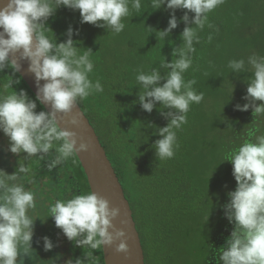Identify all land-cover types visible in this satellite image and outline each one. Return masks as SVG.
<instances>
[{
	"label": "trees",
	"instance_id": "1",
	"mask_svg": "<svg viewBox=\"0 0 264 264\" xmlns=\"http://www.w3.org/2000/svg\"><path fill=\"white\" fill-rule=\"evenodd\" d=\"M129 7V15L122 18L125 28L119 34L81 23L79 10L64 6L47 21L54 32L48 30L45 34L55 33L57 42H64L72 27L79 32L73 36L79 41L78 51L82 54L87 48L93 50L90 59L94 69L89 77L93 82L100 80L104 91L79 104L96 129L130 201L146 264H217L218 249L225 246L234 227L225 217L223 206L229 201L227 193L237 186L233 165L224 160L246 138L250 127L247 124L254 119L251 109H236L237 104L248 102L243 97L252 70L246 63L247 73L237 75L231 73L228 62L241 58L247 61L253 53L264 56V0H225L208 13V24L198 30L200 43L195 45L193 64L184 74L185 80L197 81L193 87L204 93V99L190 106L187 123L175 129L179 147L173 158L165 160L157 157L153 145L162 138L157 129L170 121L161 114L159 102L151 113L142 108L139 94L144 90L136 76L141 70L148 73L159 67L165 57L168 62L175 59L173 49L183 43L181 33L187 25L181 21L170 36L158 38L156 32L168 27L172 10L166 5L156 10L152 0H141L140 11ZM186 11L175 10L177 19ZM189 15L191 18L195 14ZM161 73L165 75L166 71L161 69ZM5 85L12 86L5 89ZM21 89L35 99L19 72L6 67L0 73V93ZM40 111L47 110L37 101L36 112ZM3 135L0 131V169L11 174L16 171L20 156L11 161L12 154L2 148L5 142L9 144ZM49 162L50 159L40 161L35 157L29 161V179L33 181L30 187L36 186L42 203L68 198L72 192L91 191L78 156L51 172L47 168ZM24 182L27 185V179ZM42 206L38 212H47L48 206ZM46 236L57 245L53 248L56 256L64 242L67 258L83 257L84 249L69 241L62 229L56 227ZM93 254L96 264H105L103 248ZM35 258L39 264L51 259L46 260L43 253L35 254Z\"/></svg>",
	"mask_w": 264,
	"mask_h": 264
},
{
	"label": "clouds",
	"instance_id": "2",
	"mask_svg": "<svg viewBox=\"0 0 264 264\" xmlns=\"http://www.w3.org/2000/svg\"><path fill=\"white\" fill-rule=\"evenodd\" d=\"M224 2L152 0L154 9L166 5L172 10L168 27L156 32L158 38L170 36L181 21L187 25L181 33L183 43L173 49L175 59L168 62L165 57L159 67L148 73L141 70L136 76L144 90L139 94L142 108L151 113L159 102L161 114L170 121L157 129L162 138L153 146L160 160L174 157L179 147L175 129L187 123L190 106L204 99V93L193 87L197 81L185 80L184 74L193 64L195 45L200 43L198 30L208 24V13ZM62 6L79 10L81 23H91L119 34L125 28L122 18L129 15V6L140 11L141 0H7L0 8V73L6 67L20 72L19 60L26 59L38 89L35 99L23 89L6 95L0 93V131L9 138L8 150L17 156L27 154L20 157L15 172L9 174L0 169V264H25V257L35 259V222L38 218L46 221L48 217L54 219L55 226L62 229L69 241L84 249L83 257L69 258L65 264H96L94 250L116 241H120L117 252H129L125 231L113 223L120 216V208L110 207V202L93 190L72 192L68 198L56 199L48 206L46 219L32 215L37 207V193L30 187L33 183L29 179L30 159H50L47 168L51 172L74 160L79 152L88 151L89 144L78 138L75 131L60 126L58 114L69 115L80 101L104 91L100 80L93 82L89 77L94 69L90 59L93 50L87 48L82 54L78 51L79 41L73 39L74 35H79L78 30L69 27L67 40L59 43L55 33L54 36L45 34L53 31L47 21ZM177 9L187 10L180 20L175 15ZM189 13H194V17L190 18ZM17 53L19 60L12 58ZM246 63L252 70L251 77L246 79L248 86L243 97L248 102L237 104L236 109L244 112L251 109L254 119L247 124L250 127L246 138L224 160L233 165L232 175L237 186L227 193L229 201L223 206L225 217L234 227L225 246L218 249L217 264H264V103H257L264 102V56L253 53L247 61L233 59L228 67L231 73L239 75L247 73ZM161 69L166 71L165 75ZM162 80L166 82L161 85ZM41 81L45 83L41 85ZM37 101L41 105L50 104L51 111L37 113ZM164 108L175 111L164 112ZM69 123L78 126L82 121L73 116ZM208 220L209 217L206 222ZM42 239L46 252L57 246L48 236ZM51 261L56 264L55 259Z\"/></svg>",
	"mask_w": 264,
	"mask_h": 264
},
{
	"label": "water",
	"instance_id": "3",
	"mask_svg": "<svg viewBox=\"0 0 264 264\" xmlns=\"http://www.w3.org/2000/svg\"><path fill=\"white\" fill-rule=\"evenodd\" d=\"M7 0H0V8L6 4ZM2 31V29H0ZM19 60V53L12 57ZM21 70L19 74L23 77L32 91L37 93V84L34 73L29 71V61L19 60ZM41 85L45 81L40 82ZM47 111H51V105H43ZM73 116H78L82 123L78 126L71 125L69 121ZM60 126L66 130L75 131L78 138L89 144V150L78 153V158L87 175L91 190L100 197L106 198L110 202V207L120 208V216L113 220L116 228L123 229L126 233V242L129 246L128 253L116 251L120 241L103 248L105 264H146L145 253L142 245L140 233L138 231L133 210L129 199L125 194L123 185L116 173V169L111 162L106 149L104 148L99 135L78 103L73 112L69 115L58 114ZM79 147V142L77 148Z\"/></svg>",
	"mask_w": 264,
	"mask_h": 264
},
{
	"label": "rangeland",
	"instance_id": "4",
	"mask_svg": "<svg viewBox=\"0 0 264 264\" xmlns=\"http://www.w3.org/2000/svg\"><path fill=\"white\" fill-rule=\"evenodd\" d=\"M221 6V5H220ZM220 6H218V7H220ZM217 7V8H218ZM216 8V9H217ZM4 136V138H7L8 140H9V138L6 136V135H3ZM5 144V146L4 145H2V148L3 149H7V151L10 153V154H12L11 155V157H10V159H11V161H15L16 160V158L15 157H17V155L16 154H13V153H11L9 150H8V148H9V144L7 143V142H5L4 143ZM25 154L26 153H21L20 154V157H22V156H25ZM35 192H36V186L34 187V189H33ZM44 198H49V197H45L44 196ZM42 198H40V197H37V207H36V209L32 212V215L35 217V216H39V217H41V218H47V212H45V213H42V211L41 212H38L40 209V207H43L42 206V204H45V205H47V206H49L50 204H49V202H47V203H42V200H41ZM44 200H46V199H44ZM35 232H34V236H33V248L36 250V252H35V254L37 255V253H43V254H46V256H47V258H46V260H48V258H51L50 259V261H46V262H43L42 264H53V261H51V260H53V259H55V261H56V264H65V262L69 259V258H67L65 255H64V253H65V249L67 248V247H65V245H66V243H64L63 241H61V243H62V246H60V250H59V252H58V254H59V258L57 259V257H58V254H57V256H56V254L53 252V249L51 250V251H44V247H43V237L44 236H46L47 234H50L51 235V233L56 229V226H55V223L54 222H52L51 221V219L48 217L47 219H46V221H44V220H42V219H40V218H38L37 220H36V222H35ZM61 243H60V245H61ZM67 246V245H66ZM63 255V256H62ZM198 258H199V256H198ZM28 260H25V264H39V262H38V259L37 258H35V259H33V258H31V257H28L27 258ZM196 259H197V256H196Z\"/></svg>",
	"mask_w": 264,
	"mask_h": 264
}]
</instances>
